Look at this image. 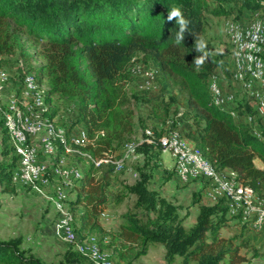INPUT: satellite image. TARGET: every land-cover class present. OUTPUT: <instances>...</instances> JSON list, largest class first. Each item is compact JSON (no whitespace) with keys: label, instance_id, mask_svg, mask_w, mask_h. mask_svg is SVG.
I'll use <instances>...</instances> for the list:
<instances>
[{"label":"trees","instance_id":"trees-1","mask_svg":"<svg viewBox=\"0 0 264 264\" xmlns=\"http://www.w3.org/2000/svg\"><path fill=\"white\" fill-rule=\"evenodd\" d=\"M173 8H179L189 22L180 43H176L179 24L175 19L167 20ZM244 12L263 15L264 0H0V62L15 58L27 66L25 73H31L46 86V104L53 106L47 113L50 119L57 116L56 101L66 109L74 107L73 119L69 124L60 120L59 126L67 134L76 126L84 129L94 141L83 151L95 158L105 152L119 153L124 144L140 139L135 136L131 100L151 105L165 117L171 104H179L181 117L192 125L181 136L217 171L235 172L243 185L264 197V124L258 126L255 134L250 124L235 120L232 112L241 118L255 115L247 103L231 109L214 103L208 81L216 69L223 67L224 57L209 47L204 52L196 51L197 42L205 34L207 17L233 16L239 20ZM205 52L207 57L197 69L195 59ZM139 55L146 63L155 64L162 77L171 80L182 101L177 94H171L168 102L154 100L146 90L128 95L125 86L132 81L129 66ZM36 57L41 63L33 66L31 61ZM146 129L144 125L141 136ZM150 129L156 138L161 136L156 127ZM0 130V186L6 193L14 189L12 174L18 160L2 123ZM101 131L103 135L99 134ZM136 152L143 164L135 165L137 178L124 187L134 201L120 227L126 242L141 247L134 257L145 256L149 245L158 243L164 248L165 264H175L177 260L181 264L245 262L240 254L244 245L237 244L235 237L220 236L230 222L241 223L228 216V202L221 198L211 204L200 203L206 187L201 182L191 197V205H198L195 222L186 227L187 215L180 216L177 205L149 188L151 174L147 167L159 161L155 157L162 155L161 150L156 145H141ZM256 159L262 168L255 166ZM75 163L82 179L74 185L77 195L73 205H83L82 231H88L78 235L76 227L74 230L83 238L101 230L98 217L108 204L109 182L116 172L112 165L95 167L83 158H76ZM78 163L87 168L83 170ZM245 226L242 224V229ZM21 244V239L1 240L0 264H48ZM50 264L92 263L67 246L61 258Z\"/></svg>","mask_w":264,"mask_h":264},{"label":"built area","instance_id":"built-area-1","mask_svg":"<svg viewBox=\"0 0 264 264\" xmlns=\"http://www.w3.org/2000/svg\"><path fill=\"white\" fill-rule=\"evenodd\" d=\"M251 17L243 23L227 21L224 34L232 48L230 77L242 89L247 100L254 103L255 115L247 114L246 122L257 134L258 126L264 124V22ZM156 73L145 74L148 83L155 79ZM5 80L4 74L0 73V94L5 91ZM208 86L218 107L223 109L233 101L232 96L223 97L214 76L210 77ZM46 92L44 84H39L31 73H24L19 93L9 96L7 105L0 104V123L18 160L12 183L34 192L50 204L56 216L53 235L90 263L112 264L98 247L94 236L80 238L75 233L74 216L68 207V192L82 179L76 158H83L95 167L112 165L114 172L118 173L126 162L139 158L136 150L141 145H156L162 154L171 156L176 183L198 182L199 187L201 182L206 184L202 193L206 203L223 198L229 204V217L237 218L255 230H264V197L243 185L235 172L217 171L180 133L173 131L156 138L152 130L146 129L144 137L138 142L124 144L119 153L105 152L95 158L83 151L94 141L84 129L67 134L54 118L48 117L50 106L45 101ZM231 115L235 117V112ZM99 134L103 135V132ZM132 176L137 178L135 172Z\"/></svg>","mask_w":264,"mask_h":264},{"label":"rangeland","instance_id":"rangeland-1","mask_svg":"<svg viewBox=\"0 0 264 264\" xmlns=\"http://www.w3.org/2000/svg\"><path fill=\"white\" fill-rule=\"evenodd\" d=\"M259 19L264 22V14L260 15ZM226 21H231V19L218 20L217 18L207 17V26L202 40L206 45L205 49L209 47L213 53L225 57L224 69L222 68L223 70L221 69L220 72L216 70L214 74L219 80H224V88L231 87L232 89L229 93H233L235 92V85L231 83V79L229 81L232 48L224 34V23ZM41 44L39 43L37 47L40 48ZM227 57L229 58L227 59ZM40 63L41 61L38 57L31 61L33 66H38ZM26 71H28L27 66L22 62L17 63L15 58H6L0 62V73H3L6 78L3 83L5 91L0 94V104L3 106L7 105L8 96L11 97L19 93L23 75ZM129 71L132 81L125 86L128 95L132 91L146 90L154 100L168 102V97L171 94H177L179 99L183 100V97L178 95L177 88H174L171 80L162 77L158 67L152 62L146 63L142 55L137 56L132 61ZM151 71H157V73L155 79L148 83L145 74ZM181 101H179L180 104ZM47 105L52 106L50 104ZM129 105L134 115L135 136L140 139L143 137L141 136V131L144 125L147 126V129L156 127L157 131H161V134H169L176 131L184 135V132H186L187 128H184L182 125L184 123L188 124L189 121L181 117L182 111L179 104H171L169 108L170 113L167 117L163 113L160 114V111L158 112L151 105L136 103L133 100H131ZM54 108H58L57 116L54 118L58 125L60 120L69 124V121L75 115L73 106L66 109L63 103L56 101ZM177 109L180 113L173 114V111ZM155 110L157 113H155ZM79 127L76 126L74 130H77ZM155 158L159 161L147 167L151 174L149 188L158 191L160 197L177 205L180 216L184 217L187 215L184 220L185 226H192L195 222L198 205H191V197L194 190L200 189L199 185L197 184L195 188H192L189 186L192 183L182 186L175 183L176 186L169 190L167 187L168 180H171V182L173 180L174 182L173 159L167 153H163L161 156L157 155ZM1 160L2 156L0 154ZM137 160L126 162L122 172L114 173L111 176L107 191L108 204L101 210L98 217V226L101 230L92 231L90 234L92 237H97L96 240H99L98 247L99 245L101 246L102 252L108 256L112 264H165L164 248L162 245L158 243L150 244L147 254L136 259L134 256L141 249L140 245L138 243L126 242L121 235L120 227L125 223L123 216L132 209L134 201L132 195L126 194L124 187L134 183L135 177L132 176L134 172L133 168L136 167L137 163L141 162L140 165L143 164L141 156ZM254 164L256 167H263L262 163L258 160H254ZM78 165L83 170L87 168L83 163H78ZM73 188L68 192V207L70 211L75 210L74 212L71 211V213L75 216L74 227L78 230L77 234L83 235L88 231H82L81 213L83 212V205H78L77 208L73 205L77 195V189ZM3 189V186H0V241L21 239L22 248L30 250L32 254L48 264L57 262L65 249H67V245L53 235L52 227L56 216L50 204L34 192L20 186L14 185V189L6 193ZM180 189H183V192H180ZM200 203L205 204L206 202L201 199ZM220 236L224 238L235 237L237 238V244L244 245L240 249V254L246 258V261L242 264H264L263 229L255 230L248 226L242 229V224L236 223V220H234V222H230L228 227L220 231ZM175 264H181V260H177Z\"/></svg>","mask_w":264,"mask_h":264},{"label":"crops","instance_id":"crops-1","mask_svg":"<svg viewBox=\"0 0 264 264\" xmlns=\"http://www.w3.org/2000/svg\"><path fill=\"white\" fill-rule=\"evenodd\" d=\"M251 16L250 15H248V13L247 12H244L243 13V15H242V18H240L239 20H235L234 19V17L233 16H229V17H220V18H217L218 20L219 19H221V20H223V19H226V20H235V21H238V22H242L243 23V21H245L246 19H249ZM259 18L260 17V14H258V15H256V16H252L251 18ZM227 22V21H226ZM225 22V23H226ZM225 23H224V25H225ZM229 57H227V59H228ZM223 60H225V57L223 58ZM230 64H231V67H232V55H231V61H230ZM223 69H224V61H223V67H222ZM221 68V69H222ZM221 69H216V70H218L219 72L221 71ZM222 69V70H223ZM215 70V71H216ZM230 70H231V68H230ZM230 70H229V81H230V79H231V77H230ZM214 71V72H215ZM218 73V72H217ZM211 76H214L215 78H216V80H217V83H218V85H219V87H220V89H221V93H222V95H223V97L224 98H226V97H229V96H232L233 97V101H230L229 103H227L226 104V106H225V108H223V109H231V108H233V107H236V106H238V105H242V104H245V103H247L248 104V106H250V107H254V103L253 102H251V101H249V100H247V98L245 97V95H244V93H243V91H242V89H240V87H239V85L237 84V83H235L232 79H231V83L233 84V85H235V92H233V93H229V91L232 89L231 87H229V88H224V80H219L216 76H215V74L213 73ZM219 80V81H218ZM220 81H221V83H220ZM222 83H223V85H222ZM9 97V96H8ZM235 120L236 121H241V120H243L244 122H246V116H244L243 118H241V117H238V116H236L235 115ZM189 121V120H188ZM184 128H187L185 131L187 132V131H189V130H191V128H192V125H191V122L189 121V123L188 124H183L182 125ZM79 129H77V130H73V132L75 133V132H77ZM186 140V142H188L189 144H191V142L189 141V140H187V139H185ZM256 160H258V159H256ZM259 161V160H258ZM172 163L174 164V162H173V160H172ZM173 178V177H172ZM175 183H176V181H174L173 182V180H172V182H171V180L170 181H168V185H167V187L169 188V190H171L172 188H174L176 185H175ZM192 184H190L189 186H191L192 188L194 187H196V183H194V182H191ZM180 186H182V185H180ZM189 188V187H188ZM180 192H183V189H180ZM53 228V227H52ZM52 232H53V230H52Z\"/></svg>","mask_w":264,"mask_h":264},{"label":"clouds","instance_id":"clouds-1","mask_svg":"<svg viewBox=\"0 0 264 264\" xmlns=\"http://www.w3.org/2000/svg\"><path fill=\"white\" fill-rule=\"evenodd\" d=\"M173 19H175L179 24V31L176 36V43H180L184 39V33L188 30L187 26L189 22L183 18V15L179 8H173L172 11L168 14L167 20L172 21ZM205 47L206 45L201 39L197 42L196 51L204 52ZM206 57L207 53L205 52L203 55L195 59L197 69H199V67L204 63Z\"/></svg>","mask_w":264,"mask_h":264}]
</instances>
